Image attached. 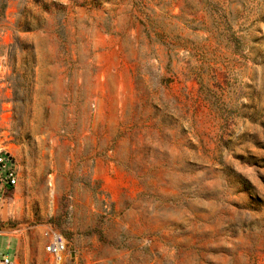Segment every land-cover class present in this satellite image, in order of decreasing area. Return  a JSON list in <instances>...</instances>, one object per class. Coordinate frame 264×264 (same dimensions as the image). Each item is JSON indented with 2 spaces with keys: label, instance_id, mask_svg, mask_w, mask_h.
I'll list each match as a JSON object with an SVG mask.
<instances>
[{
  "label": "rangeland",
  "instance_id": "1",
  "mask_svg": "<svg viewBox=\"0 0 264 264\" xmlns=\"http://www.w3.org/2000/svg\"><path fill=\"white\" fill-rule=\"evenodd\" d=\"M4 2L0 259L264 264V0Z\"/></svg>",
  "mask_w": 264,
  "mask_h": 264
},
{
  "label": "built area",
  "instance_id": "2",
  "mask_svg": "<svg viewBox=\"0 0 264 264\" xmlns=\"http://www.w3.org/2000/svg\"><path fill=\"white\" fill-rule=\"evenodd\" d=\"M17 183V171L10 154L0 150V189L3 187H13ZM3 192V190H2ZM2 196H0V204ZM4 233L0 229V236ZM42 236L44 239V250L51 259V264H81L77 254L69 247L68 239L58 229L51 225L42 226ZM0 264H13V260L3 255ZM84 264H97L88 262Z\"/></svg>",
  "mask_w": 264,
  "mask_h": 264
},
{
  "label": "trees",
  "instance_id": "3",
  "mask_svg": "<svg viewBox=\"0 0 264 264\" xmlns=\"http://www.w3.org/2000/svg\"><path fill=\"white\" fill-rule=\"evenodd\" d=\"M5 6H6V4H5L4 0H0V20L3 17V11L5 9Z\"/></svg>",
  "mask_w": 264,
  "mask_h": 264
}]
</instances>
